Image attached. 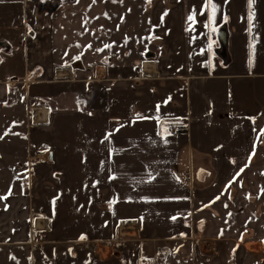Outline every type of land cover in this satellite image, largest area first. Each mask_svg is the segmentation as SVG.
I'll return each mask as SVG.
<instances>
[{
    "label": "crops",
    "instance_id": "obj_1",
    "mask_svg": "<svg viewBox=\"0 0 264 264\" xmlns=\"http://www.w3.org/2000/svg\"><path fill=\"white\" fill-rule=\"evenodd\" d=\"M79 4L0 0V105L24 89L64 94L75 76L93 89L126 82L100 104L93 93L77 110L34 109L24 189L0 194V244L41 235L44 264H146L153 249L170 252L161 264H227L234 249L236 261L244 250L207 226L222 227L263 153L264 0L157 3L149 51L123 79L100 64L87 78L67 58L52 69L54 19Z\"/></svg>",
    "mask_w": 264,
    "mask_h": 264
},
{
    "label": "rangeland",
    "instance_id": "obj_2",
    "mask_svg": "<svg viewBox=\"0 0 264 264\" xmlns=\"http://www.w3.org/2000/svg\"><path fill=\"white\" fill-rule=\"evenodd\" d=\"M172 2L173 0H80L79 7L69 6L63 16H53L59 25L53 30L51 38L54 52L50 63L52 69L67 63L66 67L73 71L72 66L81 63L83 69L80 71L86 72L85 77L91 78L94 66L100 64L109 67L108 76L119 77L116 79L135 77L140 61L149 51L151 35L148 26L151 12L157 3H161L166 12L171 11ZM106 45L110 47H105ZM98 49L102 51H97ZM56 50L60 52L57 53ZM64 58H67V62L62 63ZM74 81L65 85L70 87L64 90V94L60 92L61 87L53 89L48 97L33 100L24 89L17 92L9 102L0 105V194L11 195L24 189L22 179L27 158L31 154L29 151L32 149L29 130L33 125L34 109L47 105L51 111L77 110L78 104L80 107L85 106L87 97L88 100L92 99L93 93L95 103L100 104L108 94L114 91L122 93L126 87V82L115 81L108 85L102 83L100 87L93 89L92 83H84L76 76ZM259 137L260 146L263 147L262 156L256 164L244 170L236 204H232L235 201L229 202L223 208L222 227L220 222L207 226L211 228L209 234H212L208 237L217 235L218 242L228 243L227 246L237 245L239 252L241 248L244 250L243 255L237 254L235 261L234 249L227 264H264V131ZM39 236L33 234V242L28 244H0V264H44L45 239ZM234 240L236 244L233 243ZM79 242L78 245L84 247H92L94 243L93 240ZM244 243L248 244L244 247ZM183 249L185 247H178L175 254ZM169 253L160 249L154 252L153 249L148 254L152 257L146 260V264H161ZM219 263L224 264L221 259Z\"/></svg>",
    "mask_w": 264,
    "mask_h": 264
},
{
    "label": "water",
    "instance_id": "obj_3",
    "mask_svg": "<svg viewBox=\"0 0 264 264\" xmlns=\"http://www.w3.org/2000/svg\"><path fill=\"white\" fill-rule=\"evenodd\" d=\"M220 44H221V53H225V50H226V37L224 36V37H222L221 39H220ZM220 56H221V54H220ZM221 58H222V56H221ZM72 68H74V69H79V70H82L83 68H82V65H81V63H76V64H74L73 66H72Z\"/></svg>",
    "mask_w": 264,
    "mask_h": 264
},
{
    "label": "snow or ice",
    "instance_id": "obj_4",
    "mask_svg": "<svg viewBox=\"0 0 264 264\" xmlns=\"http://www.w3.org/2000/svg\"><path fill=\"white\" fill-rule=\"evenodd\" d=\"M249 2L251 4V0H249ZM192 19H193V17L189 16V20H192ZM89 47H90V45H89ZM105 47H110V46L106 45ZM209 47H211V45H209ZM97 51H102V49H98ZM76 59H79V57H76ZM81 239H83V237H81Z\"/></svg>",
    "mask_w": 264,
    "mask_h": 264
},
{
    "label": "built area",
    "instance_id": "obj_5",
    "mask_svg": "<svg viewBox=\"0 0 264 264\" xmlns=\"http://www.w3.org/2000/svg\"><path fill=\"white\" fill-rule=\"evenodd\" d=\"M179 131L178 130H176V129H172V135H175V134H177ZM92 247L95 249L96 248V246L94 245H92Z\"/></svg>",
    "mask_w": 264,
    "mask_h": 264
},
{
    "label": "trees",
    "instance_id": "obj_6",
    "mask_svg": "<svg viewBox=\"0 0 264 264\" xmlns=\"http://www.w3.org/2000/svg\"><path fill=\"white\" fill-rule=\"evenodd\" d=\"M73 71H76V69H73ZM177 120H166V122L168 123H173V122H176Z\"/></svg>",
    "mask_w": 264,
    "mask_h": 264
}]
</instances>
